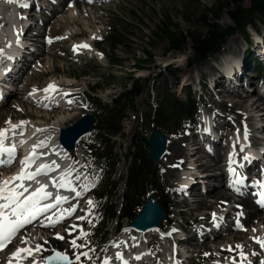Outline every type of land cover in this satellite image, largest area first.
<instances>
[{
	"label": "rangeland",
	"instance_id": "374dc122",
	"mask_svg": "<svg viewBox=\"0 0 264 264\" xmlns=\"http://www.w3.org/2000/svg\"><path fill=\"white\" fill-rule=\"evenodd\" d=\"M53 1L55 3H52L50 0H44V4L50 3L55 8H58V11L55 13V8L53 9V16L50 17L49 23L42 29V33L40 32L41 35L38 36V40L35 42V46L41 45L39 54L36 55L38 59L33 62V66L28 67L11 99L8 98L6 103L0 107V129L8 130L5 136H11L15 133L17 137L20 136L22 138L28 126L32 127L33 131H40L39 133L47 134L55 127V122L64 120L61 126L63 127L70 124L67 122L68 118L80 117L85 112H91L96 115L97 122L94 124L92 133L85 135L83 140L79 142L76 151L71 153L76 158L75 178L78 182L90 180L88 188L93 190V200L90 197H85L75 201L72 210L76 213L68 219L69 221L65 225H60L66 226L61 232L58 230L59 225L55 231L54 227H50L46 231L41 227V231L39 230L37 232L38 234L35 238L36 244L41 241V245H43L42 250L47 252L51 248L48 247V238L56 236V231L62 236L61 233L64 235V231L67 228L73 229L69 226H76L78 228L82 222L84 225L83 231H80L76 237L72 235L68 238V250L63 249V247L60 250L69 252L71 257L76 258L75 256L80 255L78 252H80L81 247L77 249V247L73 246L72 241L77 240V238L82 239L81 246L86 245L83 248V250L86 249L83 253H87V256L81 258L76 264H98L99 259L105 251V247L114 237L116 230L120 227L124 229L126 225H129V220L127 218H115L107 221L104 216H100L101 214L97 211L99 209V201L95 198V194L107 193L113 187L111 189V195L107 198L104 197L101 202L105 200L107 205L113 206L116 209L117 214L126 208L125 195L127 191L129 166L135 155H142L146 158L148 153V149L137 138V133L139 131H142L146 135L151 133L155 125L150 121V115H154L153 111L159 108L166 92H173L178 99L185 100L187 92L191 90L194 93V98L199 102V108H201L202 102L205 103L207 110L212 113L215 130L218 132L222 131L221 127L223 125L226 128V131L224 130V133H222L221 146L216 144L217 151L218 147L229 149L224 147L226 146V138L229 130L234 132L245 129L247 139L252 145H263L264 113L260 112L258 108L255 109V106L247 107V112L244 110L245 107H243L242 109L238 108L236 113L223 114L220 109L218 110V108L212 105V102L226 100L228 105H231L232 98L237 99L235 95V98L228 96L233 89L230 91H223L222 89L221 92L225 93V97L220 95L219 89L215 90L213 96H211L212 93H200L196 91L199 89V85H197L199 79L208 81L211 77V72L204 69L202 78V75L198 74V69L202 68L206 61L208 62L216 54L223 51L225 46L230 45L235 40L237 45L234 47L232 56L237 59L242 57L241 55L246 48V40L242 34L237 33L226 38L217 53L206 58L199 57L196 61H189L194 56L193 44L190 40L181 51H168V45L166 43L151 41V36L161 16H169L173 23L180 25L185 34L188 32L205 34L207 27L203 23L204 13H206L209 7L217 3L218 0L82 1L79 7L76 4V0H70L66 5L62 4L61 7L58 6L61 0H59V3L58 0ZM246 4H248V1ZM19 12L20 6L15 9L17 16H19ZM209 17L210 19L207 21L211 23V16ZM20 22L21 20L18 18L17 24L20 25ZM216 22L224 28L233 25V21L227 13ZM0 24H3L1 19ZM115 24H119L116 27V29H119L116 37L120 42L114 45L109 36L113 33ZM253 28H257L259 32L264 33V26L259 21L252 27H248L250 33ZM34 29L38 31L37 27H34ZM150 43H154V47H150ZM85 44L89 47H82ZM145 51L151 53L152 57L149 63L144 62L147 58L144 55ZM138 65L144 66L145 69H138ZM219 67L220 64L215 68L216 77H218ZM244 68L239 80L237 79L236 82H226L233 86L237 85L236 88H238L237 90H239L238 93L240 95L246 96L250 90L251 94L249 95V102H247V105H250L257 100V94L264 93V68L252 71L248 70L247 65H244ZM190 71H194L195 75L193 77L194 79L190 78L188 80L189 77L187 74ZM219 80V85L222 87L221 84L227 78H220ZM249 82L251 83L250 85H248ZM50 84H54L56 86L55 91H57L55 92L56 95H52V97H49L51 95H46L43 92ZM64 84L68 86H64ZM133 84H137L142 92L133 98L132 108L128 107L126 109V118L121 125L122 131L113 137L105 135V137L100 138L106 146L108 145L112 149L111 162L114 163V166L110 167L108 165V167L99 168L95 161H97L98 155L106 148L103 146L99 148L97 147L98 144H96L100 130L103 127V121H100L103 113L102 110L93 105L92 100L90 101L89 98H95L98 105L110 107L119 94L125 90V87L130 89ZM65 91H71L73 94L64 97L63 93ZM48 99L53 100L55 103L50 104ZM29 113L34 115H27ZM49 113L52 115L55 114L52 119L42 118L41 114ZM237 113H242L239 121L236 119ZM9 120L11 124L8 123ZM21 121L27 123L20 125ZM12 125L20 126L13 130ZM173 126L175 125L173 124ZM191 128L198 130L199 126L195 124ZM186 132L183 128L175 133L166 131L170 140L178 139L183 135L190 137L194 142L199 140L196 131L195 133ZM207 146L210 147L211 144L207 143ZM190 149L191 151L188 156H183L173 163L174 167L180 170V176L181 170L183 174L187 175L189 173V166H193L197 172H204L197 161L198 156L191 153L192 151L195 152L196 148L192 145ZM182 160L185 161L182 162ZM223 162L224 157L219 163L220 170H223V167H225ZM183 163L185 165L180 167V164ZM154 168L156 170L155 186L134 194L132 213H139L140 209H142V204L152 193L158 194L169 205V222L166 221L163 227L169 228L168 226L173 223L170 226V229L174 231V234H171V240L174 236L182 235L179 230L181 226L185 225L188 228L198 216L204 215L205 213L209 215V211L217 213L216 210L221 209L231 211V215H233V212L237 210L235 204L231 203L234 198L229 201H223L208 211L196 210L193 207L197 198H199V194H201L198 192L191 194L189 199L187 198L190 202V207L183 206L178 202V199L173 194V190L166 186L163 179L165 168L162 164H154ZM220 170L218 168L212 170L213 173L208 177L209 185H206L207 192L212 191L214 188L224 189L225 185H222L224 184L223 175L217 177V174H220L222 171ZM258 170L255 169V172H258ZM221 178L222 180H220ZM81 191L84 190L81 189ZM179 199L181 198L179 197ZM88 201H92V203L89 204ZM236 203L238 202L236 201ZM242 211H245L244 208ZM61 215L63 214L61 213ZM78 217H83V219H79ZM228 220L229 223H232L230 218ZM199 224L191 228L193 237L197 236L196 233L197 227L200 226ZM242 227L244 228L238 230L234 227H229L223 233H215L209 239H206V237L205 239H194L190 243L180 245L178 247L180 251L176 250L173 256L174 254L179 256V252L181 255L191 256V260L185 259L184 261H180L179 264H209L211 262L207 258L214 260L231 255L230 249H232V246L236 248L237 245H242L240 251L242 250L246 254L254 253L258 249L257 240L264 236V223L254 220L250 226ZM99 231L101 233L98 234ZM24 233L26 234L25 237H23V234H19L18 240L13 243V248L19 246L20 239L23 242L27 238L28 242L29 239L33 238L32 235L36 234V231L31 230L27 234V230H25ZM235 234H241L242 238L236 242L232 238L230 239L232 237L231 235ZM126 238L131 247L137 243L135 241L136 235L133 232L128 231ZM171 240L161 237V240L155 245L156 251H161L164 255L171 252ZM150 255L153 256L154 254L151 253ZM164 257L160 259V264L162 261L165 262L167 256ZM113 261L120 262V259L115 258ZM151 261L154 262L153 259Z\"/></svg>",
	"mask_w": 264,
	"mask_h": 264
},
{
	"label": "bare ground",
	"instance_id": "6f19581e",
	"mask_svg": "<svg viewBox=\"0 0 264 264\" xmlns=\"http://www.w3.org/2000/svg\"><path fill=\"white\" fill-rule=\"evenodd\" d=\"M69 1L70 0H61L58 6L61 7L62 4L66 5L67 2H69ZM82 1H85V0H76V4H77L78 7L81 6V2ZM57 11H58V8H55L54 9V12L57 13ZM27 22L28 21H25V24H27ZM27 27H28V29L26 30V32H25V30L23 31V32H25L24 33V37H26V33L31 30V27H29V25L26 26V28ZM19 30L20 29H18V30L15 29V30L11 31V37L10 38H11L12 41H13V39L15 37L17 38V36L20 35ZM23 32H22V34H23ZM40 34H41L40 32H37L35 34H32L31 35L32 37L30 36V38L31 39L34 38V39H37L38 40V36H40ZM27 37H29V36H27ZM18 39H20V38H18ZM21 44H23V43H21ZM236 45H237V42H235V40H234L233 43H231L228 46H225L224 49H223V51H221L218 54H216L208 62L206 61V63L204 64V66L203 67L201 66L202 68H199L198 69V74H201L202 75V78H203L204 69L207 70V71L209 70L211 72L210 73V75H211L210 79L211 78H215V82L216 83H220V82H218V81H220L219 80L220 77L219 76L216 77V72H215L216 71V69H215L216 66L218 64H220V66L224 65L226 67L227 72L230 73L229 78H227V80H225L221 85H222V87L227 88L229 91L231 89H233V90H231V94L228 95V96L229 97L230 96L231 97H234V95H235V97L237 99H233L232 98L231 105H228V102L226 100H222L220 102L217 101L218 103L217 102H212V105L215 108H218V110L220 109L223 114L236 113V110L238 108L242 109L243 107H245L244 110L246 111V110H248L247 107H255V106H256L255 109L258 108L260 110V112L264 113V94H257V97H258L257 100L254 103H252L250 105H247V102H249V95L251 94L250 90L247 93L248 95L243 96V95H240L238 93L239 90H237L238 88H236L237 85H234L233 86V85H230V84H228L226 82V81L236 82L237 79L239 80V78L241 77V72L245 69L244 68V65H247L248 66V64L245 63V61L243 60L242 57H239L237 59V58H235L234 56L231 55V57L230 56H227L225 58V55H228V54L233 53L234 47ZM19 48L20 47L18 45H15L14 46V49H16V50H19ZM248 68H249V66H248ZM219 69H220V67H219ZM187 75L189 77L188 80H190V78L192 79L194 77L195 72L194 71H190L189 74H187ZM199 80L201 81V84H202V80L201 79H199ZM250 84L251 83L249 82L248 85H250ZM197 85H198V83H197ZM64 86H68V85H65L64 84ZM200 86L201 85H199V87ZM207 90H208V87H207ZM196 91H198V90H196ZM63 95H65V94L63 93ZM220 95L222 97H225L226 96L224 92H221ZM8 98H6V101L8 100ZM27 115L32 116L34 114L29 113ZM54 115H52L50 113L49 114H41L42 118H47V119H52ZM241 116H242V113H237L236 114V119L239 121V119H240ZM80 117H74V118H68V119L66 118V119L68 120L67 121L68 123L72 124L73 122H75L76 120H78ZM63 121L64 120L55 122L54 123L55 127L51 130V132H49L47 134L39 133L40 131H33V128L30 127V126H28L27 128L25 127L26 128V131H25V134L23 135L24 137L22 136V138H20L19 135H18L19 137H17V135H15V136H12V135L11 136H5L4 137V141L8 142V145H14L15 144L14 143V140L16 142H18L19 144H21L24 147L25 156H29L30 155V152L33 151V145L38 144V142H40V141H43V145H45V146L37 147L35 149L36 151L39 150V152H41V153L47 151L48 153L51 154V156L53 154L55 156L57 154L67 155V156H68V154L71 155V153H68L59 144V140H58V138H59V136H58L59 135V130L61 128H63V127L68 126V125H65V126L61 127ZM206 129H208V128H206ZM212 131L213 130H210L211 136L209 138H208L209 135L206 136V138H207L206 145H207V143H210L211 144V146L208 147V148L210 149V151L214 152L213 154L210 153L209 151H207L208 149H206L204 146H202V145L200 146L199 145L200 144L199 142L196 143L190 137H187V136H184V135L181 136V137H179L178 139L169 140L168 141L167 152L162 157V159H161V161L159 163L162 164V166L165 168L164 173H163V179L165 181L166 186L170 187L171 190L175 186V182L178 181L179 178H180V170L178 168L174 167V164L173 163L175 161H178V159L182 158L183 156H188L190 154V151H191L190 147L192 145L196 148V151L195 152L192 151L191 153H194V154H196L198 156L197 157V161L200 164V168L203 169L204 173L205 174H208V176H210L213 173L212 170L214 168H218L220 170L219 163L221 162L222 157L226 153H228L229 162L230 163L233 162V159H234V156H235V152L230 151L229 149H228L229 150L228 151L226 148H223V147L222 148L218 147V151H217L216 144H217V141L219 140V136H217L214 131L212 133ZM87 135H89V134H87ZM83 137L79 140V142L83 140ZM7 140H9V141H7ZM22 140L24 141L23 143H21ZM79 142H78L77 148L79 146ZM261 146L264 147V144L261 145ZM76 149H75V151H76ZM202 152H203V154H201ZM185 163H187V162H185ZM185 163L180 164L181 165L180 167H183L185 165ZM34 164L35 163H33L27 170H29V171H35L36 168L33 167ZM21 167H22V164L17 169V171L18 170L20 171L21 170ZM230 169H234L233 165H231V164L227 166V170H225V169L222 170L221 169L222 171L220 170L221 172H220V174H217V177H220L221 175H223L222 178L223 179L226 178L225 175H228V174L233 173V171H230ZM1 170H2V172H0V179L8 178V177H11V176L17 174V173H12V170H13L12 168H10L9 170L8 169H5V170L4 169H0V171ZM222 178L220 180H222ZM41 179L42 178H40L39 180H41ZM202 181H204V180H202ZM25 182H28V181H25ZM33 182L31 184H33ZM28 184H30V182H28ZM28 184H26V185H28ZM198 184H199V182H198ZM30 185H28V186H30ZM222 185H224V184H222ZM32 186H34V185H32ZM66 186H67V183H66ZM46 191L52 192V190L50 188H47ZM205 193H207V194H205ZM232 198H234V196L230 192V188H228L227 186H225L224 189H215L214 188L210 192H207L206 191V192H202L201 194H199V198H197L196 203H194V207L193 208L196 209V210H207L208 211L209 209L214 208L215 206L219 205L223 201H227V200L229 201ZM238 198H239V199H237L238 200V204H240L244 209H247L248 211L244 215H242L241 217H238V216H235L234 217V220H235V223H236V226H237L236 229H239L238 226H240V227H242V226H250L251 224H253L254 220H257V222H259V221L261 222L262 221V223H264V212L261 213V210L254 205V203H253L252 198H251L250 195H246V196H243L241 198L240 197H238ZM50 202H54L53 201V198H51V199L49 198V200L47 202H44V203H50ZM180 203L183 206H186V207H188L190 205V202L188 201V199L186 197L184 199H182L180 201ZM55 213L56 214L54 216H52L51 218L56 219V220H61V216H63V218H64V215H61V212H59V213L58 212H55ZM213 213H212V211H209V214H213ZM47 215L50 216L51 213H48ZM66 219H68V218H66ZM66 219L63 220V223L60 224V225H65V223L67 222ZM44 222H49V219H46ZM164 224H165V222L161 223V225L158 228H156V229H150L146 233H138V235H140L141 237H143L145 239V240L142 241V243L140 245H142L144 243L143 244L144 246H147L150 249L152 248L151 249L152 252H150V254L152 253L154 255L151 256L150 260L153 259L154 262L153 261L152 262L154 264L156 263V261L160 262V259L163 256H165V257L167 256V257H166L165 262L162 261L163 262L162 264H168L169 262L171 263L172 262V259L174 258L172 250H171V254L170 255H172L173 257L171 256L172 259L170 258V260H169L168 255H167L168 253L166 255H164L163 253H161V251H156L155 245L161 240L160 233H162L161 231H163V229H164V227H163ZM45 225H46V223L43 224V225L40 224V226L35 230L36 231V234H35L36 236L35 235H32L33 238L29 239L28 242H27V244H25V243L22 242V244H20V245H22V247L23 246L24 247H26V246L33 247V246L37 245L36 244V238L35 237H37V234H38L37 232L39 230L41 231V229H42L41 227H43ZM60 225H59V229L57 228L58 226L56 228L54 227V231L58 229L61 232L62 229H65L66 228V226H60ZM226 226H228V227H226ZM232 226H234V228H235L234 221H233ZM232 226H230L229 224L228 225H222L221 229L217 232V234L223 233V231L227 230L229 227H232ZM69 227L73 228L72 226H69ZM242 228H244V227H242ZM43 230L46 231L45 228ZM47 231H49V230H47ZM78 231L79 230H76L75 231L73 229L67 228L66 231H64V235L65 236L61 233V235L64 237L63 239H59V238H57V236L48 238V247H51V248L47 252L45 250H41L40 252L33 253L32 256H28V258H26V255H24V259L25 260L22 259V261L24 263H26V264H32L33 258H34L35 261L37 262V264H43L44 258L46 256L52 254V252H54L56 250H60V248H62V247H63V249H67L68 250V247H69V245H68L69 244L68 238H70V236H72V235H76L78 233ZM56 232L58 233V231H56ZM231 236L232 237H230V239L232 238V240H234L235 242L238 239H241L242 238V235L241 234H235V235H231ZM209 238H211V237L209 235H206V239H209ZM118 239H116V241H118ZM42 241H44V240H42ZM188 241L189 242H192L193 241L191 236L187 237V242ZM182 242L183 243H186L185 241H182ZM214 242H216V241H214ZM32 243H34V244L32 245ZM38 244H42L41 241H39ZM121 246L122 245L118 244V248L112 247L110 250H108V252L104 255L105 258H104L103 262L105 261V259H107V260H109L110 264H113V263L114 264H121L122 261L125 258L124 254H120V251L122 250ZM231 248H232L231 249V255H227L226 257H220V258L226 260V259H229V258L231 259L232 256H237L236 258H240V256H242L241 255V251L242 250L240 251L241 248H238V247L235 248L234 246H232ZM43 251H45V252H43ZM60 251H63V250H60ZM142 252H143L142 250H138L135 254L136 255H141ZM22 254H26V253H21L17 257H21ZM114 255H115L114 259L111 258ZM120 255H122L123 259H120L119 258ZM178 255H181V253H179ZM9 258H12V256H9ZM115 258H119L120 259V262H118V261L114 262L113 260H115ZM129 259L131 261V258H129ZM222 259H220V261H223ZM216 263L217 262H215V264ZM226 263L229 264V262H226ZM72 264H76L75 263V260H74V262ZM128 264H131V263H128ZM156 264H159V263H156Z\"/></svg>",
	"mask_w": 264,
	"mask_h": 264
},
{
	"label": "trees",
	"instance_id": "16d2710c",
	"mask_svg": "<svg viewBox=\"0 0 264 264\" xmlns=\"http://www.w3.org/2000/svg\"><path fill=\"white\" fill-rule=\"evenodd\" d=\"M248 1V4L246 2ZM227 13L233 21V25L229 27H222L218 24L222 16ZM204 17V25L207 27L205 34L197 32L184 33L178 23H173L169 16H161L156 29L151 36L152 42H164L168 45V51H181L190 40L193 44L194 56L189 61H196L198 57L206 58L210 54L217 52L226 38L238 32L245 35L249 39L247 28L249 25H255L257 21L264 25V0H218L206 10ZM211 23L207 20L210 19ZM114 25L113 33L110 34V40L115 45L120 41L117 40V33L119 29ZM150 47H154V43H150ZM147 58L144 62H150L151 53L144 52ZM139 66V65H138ZM139 67H142L139 66ZM86 74V73H85ZM141 93L139 86L135 84L131 89L125 91L114 100L113 106L109 108L102 107L103 115L100 121H103V127L100 130L98 142L100 146L106 147L101 153L99 162L114 166L111 162L112 149L105 145L100 139L105 137H112L121 132V124L125 119V111L128 107L133 106V98ZM97 105L96 99H94ZM150 117L155 125L160 126L166 131L178 130V127L185 121L194 119L196 114V104L193 99L189 98L186 101L178 100L174 94L167 93L164 101L160 107ZM154 117V118H153ZM173 124L175 126H173ZM156 170L153 163L147 160L142 155H135L129 166L127 178V191L125 195L126 208L122 209V218L133 217L134 194L141 192L150 186H155ZM110 188L109 192H111ZM101 195L99 198H102ZM162 205L167 207L166 203L162 201ZM101 214L107 220H112L116 217L117 212L113 206L101 204Z\"/></svg>",
	"mask_w": 264,
	"mask_h": 264
},
{
	"label": "snow or ice",
	"instance_id": "6c2138e0",
	"mask_svg": "<svg viewBox=\"0 0 264 264\" xmlns=\"http://www.w3.org/2000/svg\"><path fill=\"white\" fill-rule=\"evenodd\" d=\"M82 47H89L88 45H82ZM56 86L54 84L48 85L45 92L49 90H55ZM11 124V121H8ZM27 122L21 121L20 125H24ZM20 125H12V129H16ZM7 129H0V165L4 164L5 161L2 158L4 154H7L8 162L11 163L14 159L15 146L5 148L4 147V137ZM15 134V133H13ZM24 141L22 140L21 143ZM43 141L38 142V144L33 145V152L29 156H25L21 161L22 167L19 173L8 177L7 179H0V250L5 247L6 242H11L12 239L17 235L18 231L22 229L26 224L31 223L32 220H35L42 213H46L49 209L54 208L56 205H59L62 201H67L68 197L61 196L60 194L46 191L48 188V184L41 183L38 176L41 173H47L50 169L51 165L41 164L35 171L27 170L34 162L37 156L35 149L37 147H42ZM57 167H59L57 165ZM233 171V169H230ZM19 181V183H15ZM25 181H34L37 185L31 191H29L28 185H26ZM61 188L66 187L65 177H61L58 182ZM79 195V193H77ZM53 198L54 202L44 203L48 201L49 198ZM264 197V194H262ZM89 204L92 201H88ZM262 206H264V199L261 200ZM65 212H70L72 209H66ZM79 219H83V217H78ZM63 219V216H61ZM59 220L53 219L49 217V222L45 226L54 227ZM57 238L63 239L59 233L56 234ZM264 247V240L257 241ZM23 243L27 244V238L24 239ZM73 246L81 247L80 245H76V241H72ZM238 248L242 249V245H237ZM43 248V245L37 244L34 247L26 246L22 248H17L15 252L12 253L13 257H17L21 253H26L28 256H32L35 252H40ZM231 250V249H230ZM81 255L87 256V253H82ZM241 255L243 256V252L241 251ZM123 259L122 255L119 257ZM48 262L53 260L57 261H65L66 264H72V261L69 257L62 252H56L54 256H48L44 258ZM139 259V257H137ZM76 260L80 261V255L76 256ZM11 264V262H9ZM32 264H37L35 259L33 258ZM104 264H110L109 260L105 259ZM124 264H128L127 261H124Z\"/></svg>",
	"mask_w": 264,
	"mask_h": 264
},
{
	"label": "water",
	"instance_id": "95a60500",
	"mask_svg": "<svg viewBox=\"0 0 264 264\" xmlns=\"http://www.w3.org/2000/svg\"><path fill=\"white\" fill-rule=\"evenodd\" d=\"M95 120L96 117L93 114L87 113L71 125L61 128L59 137L61 145L68 151L74 150L77 146L78 140L85 134L91 132ZM138 137L140 141L144 143L145 147L149 149L147 155L148 159L158 163L167 151V134L164 131H159L157 127H154L149 137H147L142 131L138 132ZM166 217V211L163 209L160 202L157 201V195L153 194L143 204L139 214L133 218L131 226L137 230L145 232L159 227ZM56 252L61 251H55V253ZM55 253L51 256H54ZM67 256L69 257V255ZM69 259L71 260L70 257ZM48 264H66V262L53 260L48 262Z\"/></svg>",
	"mask_w": 264,
	"mask_h": 264
}]
</instances>
